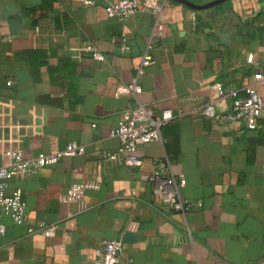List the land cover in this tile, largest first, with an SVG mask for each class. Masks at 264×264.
<instances>
[{
    "label": "crops",
    "instance_id": "crops-1",
    "mask_svg": "<svg viewBox=\"0 0 264 264\" xmlns=\"http://www.w3.org/2000/svg\"><path fill=\"white\" fill-rule=\"evenodd\" d=\"M112 1L0 0V110L24 125V155L69 141L85 148L9 181L8 193L23 192L27 219L15 224L3 217L0 264H91L101 239L122 241L128 231L136 240L123 242L121 262L251 264L264 258V134L191 112L210 98L216 81L240 93L251 84L264 99V0H228L206 10L140 0L142 9L124 21L107 16ZM151 2L162 5L158 38L152 37ZM122 34L126 52L120 51ZM149 43L154 62L140 76L138 98L176 117L162 128L161 140L138 147L143 162L134 167L106 154L119 144L110 130L132 102L126 84ZM229 103L228 97L216 101L221 110ZM4 146L0 142V162ZM157 158L184 174L182 195L192 203L186 213L154 205L152 184L142 176ZM87 180H97L98 188L85 190L86 209L59 201L71 184ZM41 220L56 225L53 237L27 233Z\"/></svg>",
    "mask_w": 264,
    "mask_h": 264
},
{
    "label": "built area",
    "instance_id": "built-area-1",
    "mask_svg": "<svg viewBox=\"0 0 264 264\" xmlns=\"http://www.w3.org/2000/svg\"><path fill=\"white\" fill-rule=\"evenodd\" d=\"M149 8L156 16L152 37L158 38L164 28L162 5L151 2ZM140 9H142L140 0H115L107 4L105 12L109 17L124 21ZM150 48L151 43L140 56L135 74L126 84L132 102L121 112L117 126L110 130V135L117 138L119 144L115 151L106 154L107 159L117 160L134 167L141 166L143 162L137 153L138 147L161 140L162 128L176 117L171 109H163L156 113L153 108L145 105L138 98L142 91L140 76L144 73L145 67L154 62ZM128 49L126 38L122 34L120 51L126 52ZM93 56L101 58V55L96 52ZM8 82L11 83L10 80ZM241 90L242 93L237 89L226 91L223 84L216 81L211 86L210 98L191 112L218 123L242 122L246 128L260 130L264 134V116H262L264 99L251 84L244 85ZM224 97L230 99L229 106L224 110L218 109L216 101ZM0 111L5 117L4 121L0 122V130L5 132L4 138H0V142L5 143L1 150L5 161L0 162V234H3L5 232L3 217H9L15 224H24L27 219V205L23 192L20 188H15L8 193L9 181L14 177L32 176L41 168L54 165L64 157L81 155L85 148L76 141H69L63 147L53 151H40L33 156H25L20 145L24 125L13 118L10 111ZM153 166V169L142 177L152 184L154 205L164 213L184 214L189 211L192 203L182 195V189L185 186L184 174L173 172L167 158L153 160ZM96 188H98L97 180L73 183L66 193L59 196V201L75 202L79 211L84 210L87 208L84 200L85 190ZM27 233L53 237L56 233V225L41 220L35 225H28ZM122 249L123 242L120 239L103 238L94 249L91 264H133L130 260L120 261ZM251 264H264V258Z\"/></svg>",
    "mask_w": 264,
    "mask_h": 264
},
{
    "label": "water",
    "instance_id": "water-1",
    "mask_svg": "<svg viewBox=\"0 0 264 264\" xmlns=\"http://www.w3.org/2000/svg\"><path fill=\"white\" fill-rule=\"evenodd\" d=\"M175 2H178L192 10H206V9H210L213 7H216L218 5H220L221 3L228 1V0H210L204 3H197L194 2L192 0H173ZM228 34V33H226ZM218 36H224V33H218ZM136 240V237L133 233L131 232H126L124 237L122 238V242H126V241H134Z\"/></svg>",
    "mask_w": 264,
    "mask_h": 264
},
{
    "label": "rangeland",
    "instance_id": "rangeland-1",
    "mask_svg": "<svg viewBox=\"0 0 264 264\" xmlns=\"http://www.w3.org/2000/svg\"><path fill=\"white\" fill-rule=\"evenodd\" d=\"M172 1V0H171Z\"/></svg>",
    "mask_w": 264,
    "mask_h": 264
}]
</instances>
